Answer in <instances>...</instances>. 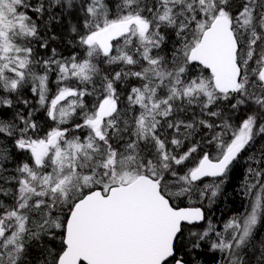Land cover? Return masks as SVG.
I'll use <instances>...</instances> for the list:
<instances>
[{"label":"snow or ice","instance_id":"6c2138e0","mask_svg":"<svg viewBox=\"0 0 264 264\" xmlns=\"http://www.w3.org/2000/svg\"><path fill=\"white\" fill-rule=\"evenodd\" d=\"M205 254L264 264V0H0V264Z\"/></svg>","mask_w":264,"mask_h":264},{"label":"trees","instance_id":"16d2710c","mask_svg":"<svg viewBox=\"0 0 264 264\" xmlns=\"http://www.w3.org/2000/svg\"><path fill=\"white\" fill-rule=\"evenodd\" d=\"M59 32V30H57ZM55 46L57 49L62 52L65 56L69 55L73 49L68 48L66 46H62L59 43H55ZM79 51V50H77ZM50 81L51 83V91L52 93L55 92L56 90V85H55V74L50 73ZM30 91V90H29ZM29 91H26L28 93ZM27 97V96H26ZM38 114V113H37ZM40 115V114H39ZM39 126L43 125V121H36ZM46 132L40 131V135H44ZM243 173L244 169L242 168L238 177L233 181L232 184L228 186V194H227V199L225 200L224 198H220L218 205L213 206V220L214 221H219L220 219L227 220L230 217H232L234 214L240 213L244 211V204L245 201L241 198V196L238 194L239 188L238 186L240 185L242 179H243ZM234 191L237 194H233ZM195 199V198H194ZM187 203V201L185 202ZM203 259L205 260V264H212L211 262V257L208 254H205Z\"/></svg>","mask_w":264,"mask_h":264},{"label":"flooded vegetation","instance_id":"af4514ba","mask_svg":"<svg viewBox=\"0 0 264 264\" xmlns=\"http://www.w3.org/2000/svg\"><path fill=\"white\" fill-rule=\"evenodd\" d=\"M55 92H53L54 94ZM25 95L27 96L28 99H30L34 106H36L37 108L39 107L38 104H36V101H37V97L33 96L32 93L29 91L28 93H25ZM38 113V114H37ZM36 113V121L39 120V121H43V125L40 126V131H43V132H47L49 131L52 127H56V124L50 120L45 114L44 112L41 110V111H38ZM40 114V115H39Z\"/></svg>","mask_w":264,"mask_h":264},{"label":"rangeland","instance_id":"374dc122","mask_svg":"<svg viewBox=\"0 0 264 264\" xmlns=\"http://www.w3.org/2000/svg\"><path fill=\"white\" fill-rule=\"evenodd\" d=\"M31 92V91H30Z\"/></svg>","mask_w":264,"mask_h":264}]
</instances>
